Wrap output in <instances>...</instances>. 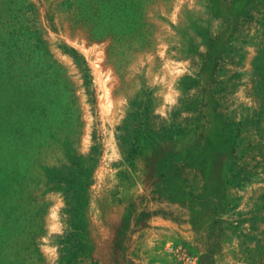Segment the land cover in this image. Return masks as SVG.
Here are the masks:
<instances>
[{"label": "rangeland", "instance_id": "obj_1", "mask_svg": "<svg viewBox=\"0 0 264 264\" xmlns=\"http://www.w3.org/2000/svg\"><path fill=\"white\" fill-rule=\"evenodd\" d=\"M0 264H264V0H0Z\"/></svg>", "mask_w": 264, "mask_h": 264}, {"label": "trees", "instance_id": "obj_2", "mask_svg": "<svg viewBox=\"0 0 264 264\" xmlns=\"http://www.w3.org/2000/svg\"><path fill=\"white\" fill-rule=\"evenodd\" d=\"M208 144L209 143H207V145ZM197 150H198V146H196V145L194 147L192 146V147L185 148L184 149V159L193 160L197 156V154H202L203 149H202V151H197ZM203 156H205V155H203ZM169 158H170V156L166 155L165 157L162 158V162L164 164H166L167 162L165 160H169ZM163 159H165V160H163ZM145 218H146L145 213L139 212V211H137V209H134L133 213H129L128 218L125 219L123 222H121L118 235H120V236L123 235L126 239L128 237V234L133 230L134 224L136 222L139 223V222L143 221ZM132 221H134V224L131 227Z\"/></svg>", "mask_w": 264, "mask_h": 264}]
</instances>
